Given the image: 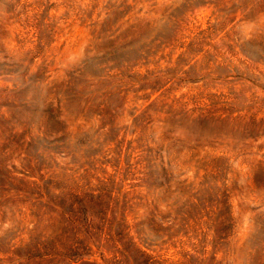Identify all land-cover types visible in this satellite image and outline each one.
<instances>
[{"label":"rangeland","instance_id":"rangeland-1","mask_svg":"<svg viewBox=\"0 0 264 264\" xmlns=\"http://www.w3.org/2000/svg\"><path fill=\"white\" fill-rule=\"evenodd\" d=\"M0 264H264V0H0Z\"/></svg>","mask_w":264,"mask_h":264}]
</instances>
